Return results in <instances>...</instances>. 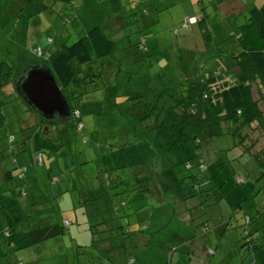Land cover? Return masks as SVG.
Instances as JSON below:
<instances>
[{"label":"rangeland","instance_id":"374dc122","mask_svg":"<svg viewBox=\"0 0 264 264\" xmlns=\"http://www.w3.org/2000/svg\"><path fill=\"white\" fill-rule=\"evenodd\" d=\"M132 2L0 0V63L22 74L30 67H44L47 56L95 26L115 43L111 57L93 62V71L102 73L91 83L95 90L80 85L81 97L71 102L72 107H80L81 117L56 122L57 130L49 126L48 136L60 150L51 156L46 151L41 165L35 161L34 138L26 139L29 149L16 156V165L15 156L6 150L11 139L15 147L45 124L13 85L0 93L7 103L3 106L7 124L0 128L1 239L3 229L13 226L22 233L48 225L69 231L22 250L4 244L2 264L16 259L24 264H194L188 259L190 247L181 244L189 238L214 251V255L205 252V264H254L242 244L244 217L253 220L246 229L264 240V175L258 179L261 170L251 156L261 157L264 150L263 130L257 123L242 129V147L235 146L232 136L207 139L203 154L208 170L202 174L197 167H174L175 177L185 178L174 191L166 186L169 181L160 175V168L159 175H150L152 192H141L134 174L140 167L112 170L103 165L110 151L141 138L149 141L154 135L153 129L138 122L137 105L125 101L132 94L145 92L149 99L150 93L179 88L184 79L209 80L214 68L226 78L208 81L212 97L227 83L236 82L235 78L230 82V73L236 70L227 69V64L239 53L235 35L244 22L246 0H141L137 8ZM262 2L256 0L255 5ZM143 7L151 11L148 27L141 18ZM185 15L195 16L199 24L181 29ZM176 30L179 36H174ZM140 37L145 38L147 53L135 51ZM253 96L264 116V94L254 86ZM244 147L250 152L242 151ZM17 165L26 167L21 180L15 176ZM6 170L14 176L4 178ZM197 173L200 188L187 202H179L182 195H192L193 182L186 177ZM158 184L169 195L162 187L156 195ZM21 189L25 196L19 194ZM137 228L140 232L134 231ZM127 230L131 233L123 232Z\"/></svg>","mask_w":264,"mask_h":264},{"label":"trees","instance_id":"16d2710c","mask_svg":"<svg viewBox=\"0 0 264 264\" xmlns=\"http://www.w3.org/2000/svg\"><path fill=\"white\" fill-rule=\"evenodd\" d=\"M142 1L149 2V0ZM255 2L256 0H246V3L242 5L244 7L242 11L244 13V22L239 28L237 35H235L239 53L231 56L229 59L232 60H228L229 63L227 64V69L235 68L236 72L230 73V82L233 78L236 79V82L227 83V87L225 86L219 92H215L214 95L216 97H212L213 95L207 87L208 84H211L209 82L213 81V79L219 81L221 78L222 81L226 78L225 76H219L218 71L213 72L214 68L209 71V80L203 76L199 80L188 81L184 79L179 88L174 90L165 89L164 94L162 91L150 93L149 99L146 98L145 92L132 94L125 101L137 105L136 116L138 122L143 124L142 128L153 129L154 135L149 141L141 138L140 141L134 140L129 144H123L118 150L110 151L108 156L104 158L103 165L108 166L112 170L129 169L132 171L140 167L141 170L137 171V173L134 172V174L136 175L135 179H138L140 186H142L141 192H144L145 189H150L152 192L150 188L152 178H150V175L155 173L159 175L161 173L160 175L165 176L169 181L166 186H171L174 191L185 180L184 177L178 179L175 177L177 175L172 170L174 167H183L184 170H191L197 167L196 169H199L202 174L208 170L209 164L203 154V146L207 139L213 136H232L237 140L235 146L242 147L244 146V137L241 136V131L254 123L261 126L264 134V116L253 96L254 86L261 95L264 94V0L260 6H256ZM132 3L134 8L142 5L141 0H136ZM152 11L154 10L152 9ZM140 12L143 15L141 18L144 26L148 27L151 25L152 20H148L151 11L143 7ZM192 18L194 19L191 24L190 20ZM194 24H199V20L195 16L187 17L185 15L184 20H181L180 28L183 30L189 29ZM142 36L146 38L147 35ZM174 36H179L178 30L174 32ZM144 39L140 37L135 43V51L148 52L147 43ZM114 51L115 43L108 38L100 26H95L84 37L78 39L70 46H62L61 49L45 58L43 66L50 70L60 87L69 105V118L76 119L74 115L76 112L79 115L78 117H81L80 107L71 106L72 100L79 99L82 95L81 91L78 90L79 86L89 85L86 88L90 87L94 91L95 88L92 87L91 83H94L97 78L102 76L101 72L93 71V62L111 57ZM202 69L204 70L203 66ZM21 76L22 73L19 69L14 70V68L9 67L5 63H0V93L9 85H13L15 89ZM217 81H214L213 84ZM6 104L0 99V128L7 124L6 116L3 114V106H6ZM25 105L27 106V104ZM27 108L33 110L29 106ZM39 118L45 124L40 132L23 138L15 147H12L14 139H11L10 144L12 145L6 151L11 156H15V165L16 156L21 155L25 151L27 152L29 149L26 139L34 138L36 141L33 146V153L35 154L37 165L43 164V156L46 151L51 156L60 150V145L55 142L56 140L48 136L50 134L49 126L57 130L55 123L65 122L67 119L55 117L52 121H46L40 116ZM223 128H226L228 132H224ZM248 150L245 147L242 149L246 153L250 152ZM251 156L256 166L261 170L259 179L264 175V150L261 153V157L259 155ZM150 160H153L152 166L149 165ZM157 168L161 169L160 173L156 172ZM15 169L18 171L15 176L20 180L24 178L23 173L26 171V167L19 168L17 165ZM104 173L107 174L106 171ZM200 173L186 177V179L193 182V186H191L193 192L190 193L192 195L189 198L182 195L180 200L177 197L175 199L185 203L194 196V191L200 188L199 184L196 183L201 178ZM2 175L6 179L14 176L7 170ZM108 178V176H105V179ZM242 181L239 179L240 184L243 183ZM123 184L126 185L127 182L125 183L124 181ZM163 186L161 184L162 189L165 187ZM161 187L158 184L157 189L160 191ZM19 194L25 196L26 191L21 189ZM252 222V219L244 217L243 225L246 233H243L245 242L242 245L245 252L248 251L252 254V263L264 264V240L260 241L257 239L256 231L250 233L246 229L247 225ZM204 228H206V231L208 230L207 227ZM134 231L140 232L138 228ZM67 232L69 233L66 228L57 225L36 226L25 233L17 231L14 226L11 230L5 228L3 229L4 240L0 237V264H2L1 259L6 255L2 251L4 244L10 249L22 250L51 238H57V236ZM123 232L126 234L131 233L130 230ZM178 234L176 233L174 236L176 237ZM185 242L190 247L188 259L189 261L192 260L194 264L197 262L205 264L207 259L205 252L207 250L210 251V255H214L213 250H206L205 247L196 241H192V238L184 239L181 244ZM175 251L176 249L174 248L172 252ZM11 264L24 263L16 259Z\"/></svg>","mask_w":264,"mask_h":264},{"label":"water","instance_id":"95a60500","mask_svg":"<svg viewBox=\"0 0 264 264\" xmlns=\"http://www.w3.org/2000/svg\"><path fill=\"white\" fill-rule=\"evenodd\" d=\"M20 98L42 119L52 121L55 117L68 119L69 105L49 69L27 68L15 86Z\"/></svg>","mask_w":264,"mask_h":264},{"label":"crops","instance_id":"0c3cea01","mask_svg":"<svg viewBox=\"0 0 264 264\" xmlns=\"http://www.w3.org/2000/svg\"><path fill=\"white\" fill-rule=\"evenodd\" d=\"M134 1V0H133ZM154 193H156V195H158L160 193L159 190H153Z\"/></svg>","mask_w":264,"mask_h":264},{"label":"built area","instance_id":"2783aa9c","mask_svg":"<svg viewBox=\"0 0 264 264\" xmlns=\"http://www.w3.org/2000/svg\"><path fill=\"white\" fill-rule=\"evenodd\" d=\"M191 22H193V19L191 20ZM74 115H75V117H78V116H79L77 112L74 113ZM79 127H80V126H79Z\"/></svg>","mask_w":264,"mask_h":264},{"label":"flooded vegetation","instance_id":"af4514ba","mask_svg":"<svg viewBox=\"0 0 264 264\" xmlns=\"http://www.w3.org/2000/svg\"><path fill=\"white\" fill-rule=\"evenodd\" d=\"M166 193V192H165ZM167 194V193H166ZM168 195V194H167Z\"/></svg>","mask_w":264,"mask_h":264}]
</instances>
